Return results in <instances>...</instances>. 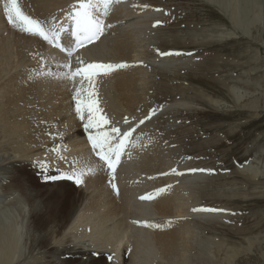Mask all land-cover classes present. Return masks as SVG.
I'll return each mask as SVG.
<instances>
[{
	"label": "bare ground",
	"instance_id": "6f19581e",
	"mask_svg": "<svg viewBox=\"0 0 264 264\" xmlns=\"http://www.w3.org/2000/svg\"><path fill=\"white\" fill-rule=\"evenodd\" d=\"M255 1V22L264 29V0ZM8 2L0 0V264H188L190 220L202 214H189L191 206L178 187L158 188L162 151L156 137L141 129L167 109L142 103L136 90L138 80L146 78L142 67L170 72L174 63L164 59L163 68L141 62L145 56L135 32L141 19L152 25L153 7L145 0H16L23 16L38 22L45 40L15 13L9 20ZM81 4L91 5L88 11L101 32L91 41L81 37L87 42L75 47L70 17ZM130 11L145 14L131 18ZM100 54L101 61H95ZM134 59L137 65L131 64ZM89 64L104 67L91 76L76 71ZM77 92L81 98L91 93L99 111L131 117L114 137L117 144L124 140L119 158L113 154L114 168L93 147L88 132L96 134V127L85 126L86 110L84 119L76 112ZM174 101L171 109L183 105ZM129 130L125 139L122 133ZM177 176L166 174L171 182ZM6 180L11 195L3 197ZM154 180L156 189L148 187ZM188 188L194 200L190 183ZM213 212L205 216L224 215ZM259 249L263 256L264 245Z\"/></svg>",
	"mask_w": 264,
	"mask_h": 264
},
{
	"label": "rangeland",
	"instance_id": "374dc122",
	"mask_svg": "<svg viewBox=\"0 0 264 264\" xmlns=\"http://www.w3.org/2000/svg\"><path fill=\"white\" fill-rule=\"evenodd\" d=\"M145 1L154 13L149 15L152 25L141 19L135 32L145 56L141 62L174 63L170 72L142 67L146 78L136 83L142 103L167 109L141 129L156 137L162 151L158 188L171 192L178 187L191 206L189 214L194 209L202 214L190 220L193 242L187 263L264 264L259 249L264 245V29L255 22L259 6L255 0ZM144 14L129 12L131 18ZM98 87L104 94L103 82ZM174 100L183 105L171 109L178 104ZM97 113L106 123L96 131H122L131 119L107 110ZM110 143L116 147V138ZM169 172L179 175L175 182L167 179ZM156 185L154 180L148 187ZM4 186L7 197L8 180ZM141 209L147 212L146 206ZM209 209L224 215L205 216Z\"/></svg>",
	"mask_w": 264,
	"mask_h": 264
},
{
	"label": "snow or ice",
	"instance_id": "6c2138e0",
	"mask_svg": "<svg viewBox=\"0 0 264 264\" xmlns=\"http://www.w3.org/2000/svg\"><path fill=\"white\" fill-rule=\"evenodd\" d=\"M5 11L8 13L9 20H13V13H15V17H19L22 20L26 21L28 24L33 25L37 28V32L39 35L43 36L45 40L48 39V36L45 35L44 31L39 28L38 22L29 20L28 17L23 16L20 12L19 7L16 3V0H9L7 4H5ZM80 10L75 13L74 16L70 18L75 23V31L73 35L76 37V41L79 44L84 42V39L91 41L92 37L95 36L97 33L101 32V25L98 20H94L89 13L88 9L91 7L90 4H81ZM31 31V28L28 29ZM83 37L84 39H81ZM167 54V53H165ZM121 67L123 65H120ZM104 65L102 64H89L83 68H77L76 71L81 74H87L91 76L96 72L98 68H103ZM109 69L113 66L111 64L107 65ZM76 112L81 114V119H84L83 112L84 110L87 111V120L88 123L85 125L86 127L95 126L97 129L100 128L101 123H106L104 116H97V112L99 109L96 107V101L92 98V94L90 93L86 98H81L80 93L77 92L76 96ZM143 123V121H141ZM120 132L118 128H111V132L105 131H97L95 135L90 136V140L92 141L93 147L98 148L99 152L97 153L102 160L106 161L110 168L115 167V163L113 161V154H115L116 159L119 158L120 155V148L124 146V140L120 139L119 143L116 145L115 148L112 147L110 141L112 137H115L117 133ZM123 137L127 139L132 135V131H125L122 133ZM195 171V170H191ZM79 183V181H77ZM195 211V209H194ZM208 211H223L221 209H209Z\"/></svg>",
	"mask_w": 264,
	"mask_h": 264
}]
</instances>
